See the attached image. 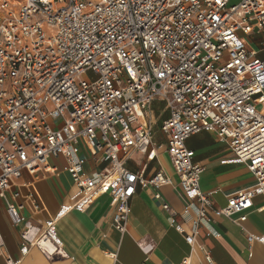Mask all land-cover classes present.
Wrapping results in <instances>:
<instances>
[{
	"label": "built area",
	"instance_id": "1",
	"mask_svg": "<svg viewBox=\"0 0 264 264\" xmlns=\"http://www.w3.org/2000/svg\"><path fill=\"white\" fill-rule=\"evenodd\" d=\"M256 30H264V0H0V197L11 221L24 224L22 252L32 245L48 257L61 252L58 218L73 207L87 210L106 193L123 234L139 186L155 189L190 243L211 220L210 208L242 225L254 198L264 195V57L240 33ZM155 99L169 109L161 130L189 232L160 189L172 176L158 168L148 177L146 164L140 171L127 165L136 153L147 161L159 154L150 118ZM200 131L227 141L234 160L256 176L254 185L229 194L225 207H213L211 191L202 190L205 168L187 146ZM84 149L106 165L87 168ZM54 155L66 160L71 203L41 229L26 218L20 191L12 188L24 171H54ZM248 235L251 244L264 242V233ZM140 245L146 253L156 246L152 240Z\"/></svg>",
	"mask_w": 264,
	"mask_h": 264
},
{
	"label": "crops",
	"instance_id": "2",
	"mask_svg": "<svg viewBox=\"0 0 264 264\" xmlns=\"http://www.w3.org/2000/svg\"><path fill=\"white\" fill-rule=\"evenodd\" d=\"M240 33L249 49L264 57V30ZM168 116L166 101L155 99L150 118L155 125V142L162 144L158 148L159 154L155 160L147 161L145 154L136 153L127 165L140 171L146 164L144 169L148 177L154 175L158 168L165 169L172 176L173 182L160 189L164 199L178 211L177 220L189 232L191 222L182 216L184 193L166 150L167 136L161 130V124ZM187 146L196 151L194 160L205 168L200 185L203 191H211L213 207H225L229 194L255 184L256 176L247 163L235 161V151L216 133H194L187 139ZM83 154L88 158L87 168L106 165V162L96 164L93 155L85 149ZM51 158L50 164L57 167L54 171L37 175L24 171L14 180L12 188L20 191L18 200L24 202L26 218L41 229L45 219L55 217L62 205L71 203L73 191L71 176L65 169V158ZM154 193L153 187L139 186L130 201L128 230L123 234L114 226L115 207L110 203L109 193L99 196L87 210L73 207L57 220L61 252L67 256L56 252L51 257L37 245L22 252L24 224L17 225L11 221L6 199L0 197V232L4 242L0 245V264H8L9 256L20 260L19 264H180L184 259H189L190 264H210L208 256H212L215 264H264V242L251 244L248 235L264 233V195L254 198L255 205L242 225L228 216L216 215L210 208L211 220L201 225L197 240L190 243L184 233L173 226L169 212ZM147 240L156 244L149 253L140 245ZM48 245L45 247L52 251V246Z\"/></svg>",
	"mask_w": 264,
	"mask_h": 264
},
{
	"label": "bare ground",
	"instance_id": "3",
	"mask_svg": "<svg viewBox=\"0 0 264 264\" xmlns=\"http://www.w3.org/2000/svg\"><path fill=\"white\" fill-rule=\"evenodd\" d=\"M40 241H41L42 245L47 246V244H49L48 247H50V245H51L52 246L51 248H53V250L55 249V246L53 245V243L51 241H48L47 239H42Z\"/></svg>",
	"mask_w": 264,
	"mask_h": 264
},
{
	"label": "rangeland",
	"instance_id": "4",
	"mask_svg": "<svg viewBox=\"0 0 264 264\" xmlns=\"http://www.w3.org/2000/svg\"><path fill=\"white\" fill-rule=\"evenodd\" d=\"M45 29H48V27H47V25H46V24H45ZM87 75H88V76H91V75H92V72H91V71H90V72H88V73H87ZM54 157H55V158H62L63 156H56V155H54V156H52V158H51V159H54Z\"/></svg>",
	"mask_w": 264,
	"mask_h": 264
}]
</instances>
